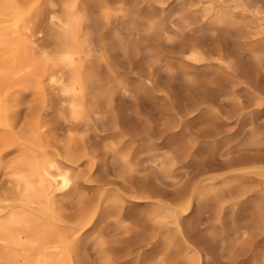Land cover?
I'll return each mask as SVG.
<instances>
[{
	"label": "rangeland",
	"instance_id": "rangeland-1",
	"mask_svg": "<svg viewBox=\"0 0 264 264\" xmlns=\"http://www.w3.org/2000/svg\"><path fill=\"white\" fill-rule=\"evenodd\" d=\"M82 1L94 33L102 0ZM231 1L109 0V31L138 22V50L95 38L76 96L62 65L2 92L0 198L25 193V159L55 160L74 264H264V0ZM63 3L40 0L23 27L49 56Z\"/></svg>",
	"mask_w": 264,
	"mask_h": 264
},
{
	"label": "bare ground",
	"instance_id": "bare-ground-1",
	"mask_svg": "<svg viewBox=\"0 0 264 264\" xmlns=\"http://www.w3.org/2000/svg\"><path fill=\"white\" fill-rule=\"evenodd\" d=\"M39 1L40 0H0V97L2 92L5 91L7 85L15 79L16 82L18 79L21 82H23V80L25 81V79H35L39 82L44 76H48V78L50 77V80L51 78L55 79L57 71L54 66L56 65V67L62 65L66 69H70L72 78L71 80L69 78L70 83L67 86L65 85V91L71 96H76L80 94V92L82 93L83 83L81 84L82 80L80 79L81 76H85V68L87 67L86 61L84 68V62L85 59H88V56L90 57L92 51H94V47H96V45L93 46L95 38L98 39L99 47H97L101 52L107 50L111 45H118L119 49L122 47L124 48L123 50H126L127 47L129 48L128 50H131L132 46L133 48L136 47L135 43L130 46L132 43L130 37L133 36L132 34L137 35L136 32L138 31V22L135 23V21H133L134 19L131 21L135 24L133 23L130 27L127 26L124 30L112 29V31H109L111 25L109 22L110 17L108 18L109 15L105 12L109 0H102L99 3L98 10H100V13L102 12V16H98V21L96 20L97 22L94 26V33H92L93 31L89 28L92 24H89L91 16L89 17L90 13L88 4H86L88 2L84 3L82 0H64L61 7V15L58 17H52L53 25L57 27L53 36L58 45V49L56 48L55 54L51 52L54 54L52 56L47 55L50 54L46 53L47 50L45 51L43 49V51H41L42 49L38 48L40 50L38 51V49L34 48L35 46L33 47L34 44L31 46V42L25 39V37H28L29 40L31 35L23 37V27L27 24V20H29L32 13L38 10ZM232 2L233 1H231V3ZM235 2L237 3V1ZM243 4L241 3L240 5L243 7ZM247 4L248 3H245V6H247ZM257 9L260 8L258 7ZM100 13L98 14L100 15ZM242 13L240 15H242ZM136 17H138L139 20V15ZM239 28L241 27L239 26ZM28 30L31 31L30 29ZM127 35H132L129 36L130 43L127 39ZM138 45L139 44L137 43V46ZM259 48L257 49L259 50ZM96 50L98 49H95V51ZM135 50L138 49L135 48ZM255 54H258V52L256 51ZM89 73L90 70L89 72L87 71L88 75ZM58 74L62 75L59 72ZM88 75H86V77ZM98 78L99 77H97V79ZM61 79L62 78L59 80ZM92 80H94V78ZM19 84L22 83L19 82ZM38 84L41 85L42 83L39 82ZM11 86L14 85L11 84ZM20 86L21 85H19V87ZM97 87L98 89L101 88L99 86ZM74 105L76 106L77 104L75 103ZM75 106H73V110L74 108L76 109ZM5 123L7 126V122H3L1 118L0 126ZM29 146H27V148ZM31 146L35 145L31 144ZM24 147L26 148V144ZM33 150H36V148ZM52 161H43L37 156L25 159L23 164H20V166L15 169L16 175L26 173L25 175L20 176L21 178L19 177L24 185L25 193L19 198H15L16 195H14V198L10 199L6 197L7 195L5 194L4 197L0 198V249L2 251L0 258L3 259L6 264H74L75 262L74 250L77 249L75 242L79 237H77V233L81 229L78 230L76 228L78 225H75L76 227L69 225L68 228L62 225L61 216H59L60 214L57 212V208L50 201L51 199L49 197V188L52 186H60L62 189L68 188L72 183L71 175L68 174L67 171L64 172L61 168L59 169V167L56 168L54 165L55 162L52 163ZM168 170L165 171V173L167 172L168 174ZM160 171L162 170L160 169ZM88 209H90V212L92 213L93 209ZM84 215L86 216V214ZM89 215L91 216V214ZM89 215H87L86 218L84 217V219L87 220ZM86 220H84V225L86 224ZM87 221H89V219ZM84 225L81 224L79 226L83 228L85 227Z\"/></svg>",
	"mask_w": 264,
	"mask_h": 264
}]
</instances>
